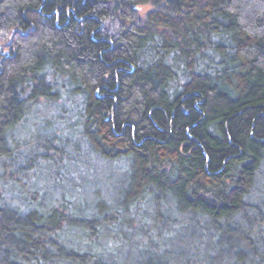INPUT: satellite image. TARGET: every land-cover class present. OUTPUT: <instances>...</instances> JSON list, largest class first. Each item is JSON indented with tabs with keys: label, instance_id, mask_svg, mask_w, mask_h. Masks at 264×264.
Listing matches in <instances>:
<instances>
[{
	"label": "trees",
	"instance_id": "16d2710c",
	"mask_svg": "<svg viewBox=\"0 0 264 264\" xmlns=\"http://www.w3.org/2000/svg\"><path fill=\"white\" fill-rule=\"evenodd\" d=\"M61 99L126 167L111 203L37 202L18 170ZM263 161L264 0H0V264H264Z\"/></svg>",
	"mask_w": 264,
	"mask_h": 264
},
{
	"label": "rangeland",
	"instance_id": "374dc122",
	"mask_svg": "<svg viewBox=\"0 0 264 264\" xmlns=\"http://www.w3.org/2000/svg\"><path fill=\"white\" fill-rule=\"evenodd\" d=\"M148 8L143 6L139 10L144 13ZM69 106L64 99L54 102L18 128L15 133L16 162L21 167L18 170L26 171L29 176L23 180L29 183V191H37V194L31 193L37 202L42 197L43 203L52 205L64 198L71 206L83 205L84 209L97 199L111 203L126 167L119 161L106 162L91 153L79 134L76 116ZM248 200L253 206L264 205V161ZM167 206L166 201L162 202V211ZM167 213L176 215L172 209ZM181 218L185 227L198 230L189 218ZM157 229L160 237L154 239L167 244L172 239L171 231H164L160 226ZM188 237L184 235V240Z\"/></svg>",
	"mask_w": 264,
	"mask_h": 264
}]
</instances>
